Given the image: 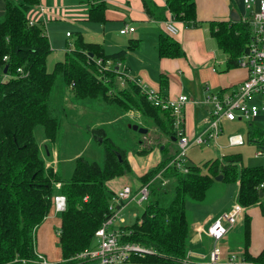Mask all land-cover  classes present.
<instances>
[{"label": "trees", "instance_id": "trees-1", "mask_svg": "<svg viewBox=\"0 0 264 264\" xmlns=\"http://www.w3.org/2000/svg\"><path fill=\"white\" fill-rule=\"evenodd\" d=\"M4 1L5 15L0 20V75L5 77L0 81V264H31L28 261L37 259V231L54 212L57 194L67 199L58 234L63 258L60 264L83 262L77 256L93 247L96 232L112 215L109 207L114 193L107 182L133 174L129 150L120 148L99 128L93 132L104 146L103 164L78 157L71 177L62 178L52 156L61 129L54 93L62 87L70 90L81 104L98 101L124 111H138L158 129L159 139L167 140L159 146H164L165 158L139 178L142 185L151 183L140 221L120 227L122 243L139 244L155 253L134 256L131 262L184 264L191 236L187 203H203L219 175H223L225 182L238 183L239 205L245 210L259 206L264 217V165L244 166L242 155L237 153L202 166L189 165L186 174L174 166L168 167L178 153V148L173 154L167 153L176 138L171 112L152 105L138 84L129 81L126 89L118 81L115 66L124 60L128 50L138 47V40H130L128 50L108 55L102 45L85 42L81 32L70 33L73 40L67 45L64 60L49 70L53 48L47 30L43 23L31 25L29 19V13L41 0ZM83 1L89 4V21H107L105 0ZM142 2L149 17L155 18L152 0ZM167 10L174 21L187 26L198 23L196 0H167ZM209 25L219 48L228 56V68L239 67V59L248 52L252 40L250 24L242 19L214 21ZM158 49L160 58L184 56L181 44L166 34L160 37ZM100 59L104 65L109 61L111 68L100 67ZM39 128L46 140L43 145L36 136ZM247 137V142L264 149V127L249 131ZM45 146L51 153L49 157ZM146 152L135 153L143 156L150 151ZM164 169L167 185L161 180L153 181ZM244 219L243 255L247 260L264 263V250L257 256L249 251L252 218L245 214Z\"/></svg>", "mask_w": 264, "mask_h": 264}, {"label": "crops", "instance_id": "crops-1", "mask_svg": "<svg viewBox=\"0 0 264 264\" xmlns=\"http://www.w3.org/2000/svg\"><path fill=\"white\" fill-rule=\"evenodd\" d=\"M105 2L107 4V21L103 24L89 21V4L83 0H41V4L29 13L30 20L35 23H43L47 30L53 48V53L49 57L48 68L52 57L56 62L64 60L67 45L71 44L73 40L67 42V39L73 37V35L67 36V33L74 32H70L68 28L60 27L61 24L69 25L77 29L76 32H81L85 42L102 45L108 55L126 51L130 45V40H138V47L132 51L128 50L124 60L115 66L120 85H122L123 80L127 79L134 83H140L149 91L159 92L164 97L187 96L189 101L184 107V128L191 138L198 135L209 119V107L205 105L207 96L212 93L232 91L248 77V70L245 67L228 68V56L219 48L216 39L211 34L209 25L210 22L214 21L233 22L231 20L233 11H236L241 19H244L246 16L244 15V11H246L244 0H196L198 23L195 26H187L182 22L175 21L179 32L174 37L169 36L181 44L184 52L183 57L174 59L160 58L158 49L159 39L165 34L164 24L171 18L173 19L167 10V0H152L156 6L155 18L149 17L145 12L142 0H105ZM40 7L45 9L44 13L40 11ZM4 15L5 1L0 0V20L3 19ZM125 27L135 29L133 33L128 34L129 38L120 33V30ZM53 38L62 39L61 45L59 42L58 46L54 48ZM221 127L223 132V125ZM151 133L154 132L150 129L149 134L151 135ZM157 138H159L158 135H156ZM174 139H172V148L170 147L171 154L177 149ZM40 140L42 145L46 142L43 137ZM217 141L212 144L215 149L218 147ZM166 142L167 140L161 139L162 145ZM163 149L164 146L153 149L143 156L130 153L129 161L133 174L127 173L107 182L114 195L127 185H131L137 190L141 183L139 178L164 158ZM259 150L257 148V152ZM49 154L51 156L50 152ZM256 154L255 158L261 162L257 164L256 160L252 166L264 165V154L260 157H257ZM52 156L53 163L60 159L57 144L52 147ZM231 209L223 207L218 212L208 213L205 219L196 220L193 228L191 226L186 262L195 264L193 262L208 259L209 256L205 253L202 244L208 237L198 236L197 229L211 225L219 215ZM245 214H249L252 218L249 251L253 256H257L264 250V217L259 206L244 209V216ZM241 220L243 224L239 227V223H237L238 226L236 225L231 232L240 228L243 229L241 232L244 233V217ZM60 227L61 213L54 211L40 226L36 235V251L56 263L63 262L62 252L58 245ZM115 229L120 228L115 227ZM241 232L239 230L238 234L234 233L231 236L233 237L232 241L224 245L223 249L226 255L236 252L238 249L241 253L244 252L245 242L241 239ZM88 262L84 260L78 264H95ZM123 264L139 263L130 261Z\"/></svg>", "mask_w": 264, "mask_h": 264}, {"label": "built area", "instance_id": "built-area-1", "mask_svg": "<svg viewBox=\"0 0 264 264\" xmlns=\"http://www.w3.org/2000/svg\"><path fill=\"white\" fill-rule=\"evenodd\" d=\"M244 5L246 16L243 20L248 22L252 28V40L248 52L240 57L239 65L248 70V77L232 91L212 93L207 96L205 105L207 107L210 106L208 109L209 119L198 135L191 138L184 128V107L189 101L187 96L181 95L178 98L164 97L159 92L149 91L142 87L140 83H136L142 88L143 93L147 95L152 105L171 112L178 153L168 167L174 166L182 173L186 174L189 170L186 164L189 149L192 146L210 145L216 142L222 133L221 125L224 121L233 122L247 119L258 122L257 120L259 119L264 124V0H244ZM40 11L44 13L45 9L40 7ZM34 23V21L30 20L31 25ZM134 31V28L125 27L120 30V33L127 35ZM178 32L177 24L172 18L164 24V33L166 35L174 37ZM67 36H70V33H67ZM106 64L104 65L101 59L98 60L100 67L104 65L108 69L111 68L109 61ZM19 71L22 72V69H19ZM256 97H261V100L252 101ZM236 113L239 114L237 115ZM245 144L246 140L240 134H233L228 137L229 147H239ZM263 154L264 149H260L256 156L260 157ZM165 170L160 172L153 181L161 180L163 185H167L169 180L163 177ZM150 184L140 185L137 190L133 186L127 185L115 193L113 202L109 207L112 215L95 234L97 246L81 253L76 259L91 261L95 264H123L129 262L134 256H145L155 253L153 249L139 244L122 243L121 237L123 234L120 229H115L113 226L120 215V211L132 200L137 199L138 195L140 197L139 203L149 200ZM56 187L60 188L61 184L57 183ZM66 208V197L62 194L55 195L54 211L62 213ZM243 217L244 208L236 204L231 210L219 215L211 225L197 229L198 236H206L212 240L209 259L205 264H264L247 260L243 253L233 252L226 255L220 245ZM36 256V260L28 262L31 264H59L48 260L37 251ZM185 263L189 264L186 260Z\"/></svg>", "mask_w": 264, "mask_h": 264}, {"label": "rangeland", "instance_id": "rangeland-1", "mask_svg": "<svg viewBox=\"0 0 264 264\" xmlns=\"http://www.w3.org/2000/svg\"><path fill=\"white\" fill-rule=\"evenodd\" d=\"M245 13L246 11H244V15H246ZM60 27L66 29L68 28L70 32L74 33L77 31V29L72 28L69 25L66 26L65 24H61ZM125 37L129 38L128 34L125 35ZM63 39H65V37H63ZM53 40L54 48L58 46L59 42L61 45L62 39L57 40L53 38ZM71 40L72 38L67 39V42ZM50 61L49 70H52L53 64H55L56 60L52 57ZM3 80L4 77L0 75V81L2 82ZM129 84V80L125 79L122 81V85H120V87L123 86V88L129 89ZM54 99L56 102L61 129L59 131L57 141L54 143L57 144L58 151L60 153V161H58V165L56 164L58 162L53 163V165H55V167L60 171L59 173L64 179H69L71 177L75 167V161L78 157L84 156L91 161L103 164L104 146L99 144L100 141L95 138L96 133L93 132L94 129H104L108 138H110L120 148L129 150V154H134L138 150L141 152H149L153 149H159V146L161 145V140L159 138L156 139V135H160L158 129L153 127L151 121L143 117L138 111H124L116 106H107L98 101H90L89 103L81 104L82 102L75 100L72 92L65 87L55 91ZM253 100L260 101L261 97H256L252 99V101ZM236 114L238 115L239 113ZM133 125H138L139 127L147 128L149 130L151 129L154 133H151V135L149 134L148 136L143 135L138 131H134L130 127ZM222 125L224 131L218 138L217 149L212 146L213 143L210 145L192 146L189 149L186 158L187 166L192 164L202 166L210 160L217 158L221 159V156L224 157L225 155L237 153L242 155V165L252 166L255 164V161L257 160L255 158L257 146L247 142V134L253 129L263 128L264 124L244 119L243 121H224ZM42 132L43 131L40 128L37 130L36 136L38 140H40ZM233 134L242 135L246 140V144L242 147H229L227 139L229 135ZM150 136L152 137L150 138ZM171 148L167 151V153L170 154ZM259 162L261 161L257 160V164H260ZM157 166L158 164L152 169H155ZM238 190V183H229L223 180L219 181L215 178V181L207 194V199L203 203H187V210L192 228L197 222L196 220L205 219L208 213L218 212L223 207L231 209L238 204ZM139 199L140 197L138 195L137 199L132 200L120 211V215L113 225L114 227H129L134 225L138 219L140 221L148 201L139 203ZM238 223L239 227L243 224L241 219ZM239 230L240 232L243 231V229L241 230L240 228L232 232L230 231L231 234L229 233L230 235H228L229 239L226 237L220 245L224 247L227 242H231L233 238L231 236H233L234 233L238 234ZM241 239L244 241L243 232H241ZM211 241L212 240L207 238L202 243L207 256H209L211 251ZM96 246L97 239L95 238L93 248ZM236 253L239 254L241 252L238 249ZM208 259L204 261L192 262L195 264H205ZM90 262L91 261L88 263Z\"/></svg>", "mask_w": 264, "mask_h": 264}, {"label": "water", "instance_id": "water-1", "mask_svg": "<svg viewBox=\"0 0 264 264\" xmlns=\"http://www.w3.org/2000/svg\"><path fill=\"white\" fill-rule=\"evenodd\" d=\"M231 20L233 22H240L242 19L241 17L239 16V14L236 12V11H233L232 14H231ZM93 56V55H92ZM7 72V69H5V73ZM134 131H138L139 133L143 134V135H148L149 134V129L147 128H142V127H139L138 125H133V126H130ZM174 141H176V139H174ZM45 150L47 152V155L49 156V149L47 146H45ZM217 180L219 181H222L223 180V175H219L217 177ZM261 197H263V193H261Z\"/></svg>", "mask_w": 264, "mask_h": 264}]
</instances>
